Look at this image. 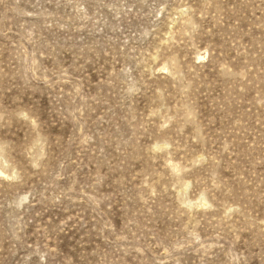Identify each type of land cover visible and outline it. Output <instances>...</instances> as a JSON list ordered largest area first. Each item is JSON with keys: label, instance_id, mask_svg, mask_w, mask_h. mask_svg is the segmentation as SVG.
<instances>
[{"label": "rangeland", "instance_id": "obj_1", "mask_svg": "<svg viewBox=\"0 0 264 264\" xmlns=\"http://www.w3.org/2000/svg\"><path fill=\"white\" fill-rule=\"evenodd\" d=\"M0 264H264V0H0Z\"/></svg>", "mask_w": 264, "mask_h": 264}]
</instances>
